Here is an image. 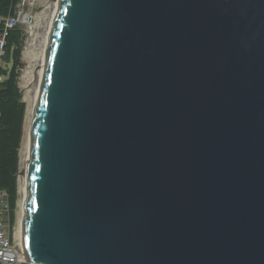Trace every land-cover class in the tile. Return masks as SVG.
I'll use <instances>...</instances> for the list:
<instances>
[{
  "label": "water",
  "instance_id": "obj_1",
  "mask_svg": "<svg viewBox=\"0 0 264 264\" xmlns=\"http://www.w3.org/2000/svg\"><path fill=\"white\" fill-rule=\"evenodd\" d=\"M25 193L21 264H264V0H60Z\"/></svg>",
  "mask_w": 264,
  "mask_h": 264
},
{
  "label": "trees",
  "instance_id": "obj_2",
  "mask_svg": "<svg viewBox=\"0 0 264 264\" xmlns=\"http://www.w3.org/2000/svg\"><path fill=\"white\" fill-rule=\"evenodd\" d=\"M20 0H0V17L14 15ZM1 28V24H0ZM21 26L9 30L5 41V56L11 61L9 70L0 67V189L9 196V225L14 223L17 200L18 151L21 144L26 105L18 87L23 31Z\"/></svg>",
  "mask_w": 264,
  "mask_h": 264
},
{
  "label": "bare ground",
  "instance_id": "obj_3",
  "mask_svg": "<svg viewBox=\"0 0 264 264\" xmlns=\"http://www.w3.org/2000/svg\"><path fill=\"white\" fill-rule=\"evenodd\" d=\"M47 2L50 4H47L45 7L41 17L37 21V25L35 24L30 27V34L32 38L28 41L29 48L28 52L26 53V57L29 59V66L22 76L23 86L26 90L24 97L28 103V106L26 113L27 118L23 128L24 141L20 150L21 166L19 172V189L21 200L18 203L20 208L19 226L15 234L16 239L19 241L17 244V249H21L22 247V219L26 196V164L29 156L33 112L41 89L49 37L52 32L60 0H48ZM19 249L18 251L23 258L22 251Z\"/></svg>",
  "mask_w": 264,
  "mask_h": 264
},
{
  "label": "rangeland",
  "instance_id": "obj_4",
  "mask_svg": "<svg viewBox=\"0 0 264 264\" xmlns=\"http://www.w3.org/2000/svg\"><path fill=\"white\" fill-rule=\"evenodd\" d=\"M48 0H20V4H23L24 7V13H25V19L23 20L24 23H21V30L23 31V41H22V50H21V57H20V62H21V67L19 68V79H18V87L21 91L22 94V101L26 105V113H27V106L28 103L25 99V88L23 86L22 82V76L26 72L28 66H29V59L26 57V53L28 52V41L32 38L30 34V27L33 25H37L38 19L41 17L45 7L47 4L49 5L50 3L47 2ZM0 67L9 70L11 67V61H4L0 60ZM27 115L25 114V120L23 123V128L26 122ZM24 141V129H22V138H21V144L20 148L18 151V158H19V165H18V173H17V200H16V208L14 210V223L12 226L9 225V231L12 236V239L14 240L15 244L17 245L19 241L16 239L15 234L19 226V213H20V208H19V201L21 200L20 198V184H19V172H20V166H21V157H20V150L22 148V144Z\"/></svg>",
  "mask_w": 264,
  "mask_h": 264
},
{
  "label": "built area",
  "instance_id": "obj_5",
  "mask_svg": "<svg viewBox=\"0 0 264 264\" xmlns=\"http://www.w3.org/2000/svg\"><path fill=\"white\" fill-rule=\"evenodd\" d=\"M23 4H18L14 15L11 17H0V60L5 56V41L9 34L16 26H21L25 19ZM2 81V77H0ZM9 196L5 190L0 189V264H21L23 258L17 249V245L9 231Z\"/></svg>",
  "mask_w": 264,
  "mask_h": 264
}]
</instances>
